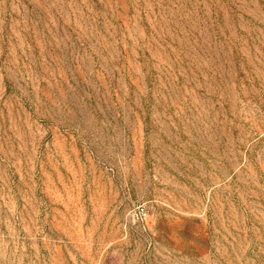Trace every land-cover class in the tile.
I'll return each mask as SVG.
<instances>
[{
	"label": "rangeland",
	"instance_id": "obj_1",
	"mask_svg": "<svg viewBox=\"0 0 264 264\" xmlns=\"http://www.w3.org/2000/svg\"><path fill=\"white\" fill-rule=\"evenodd\" d=\"M0 264H264V0H0Z\"/></svg>",
	"mask_w": 264,
	"mask_h": 264
}]
</instances>
